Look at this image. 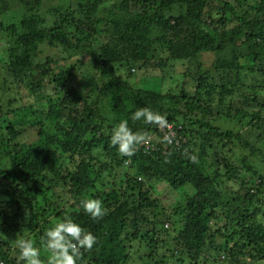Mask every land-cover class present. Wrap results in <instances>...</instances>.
Returning <instances> with one entry per match:
<instances>
[{
  "label": "trees",
  "instance_id": "1",
  "mask_svg": "<svg viewBox=\"0 0 264 264\" xmlns=\"http://www.w3.org/2000/svg\"><path fill=\"white\" fill-rule=\"evenodd\" d=\"M18 1L22 17L17 25L5 28L2 18L11 11V3L0 0V33L12 40L7 70L16 81L31 80H26L31 96L43 94L40 84L33 81L35 74L49 76L55 90L62 88L63 92L48 97L45 117L34 119L32 126L38 128L35 147L30 142L17 143L21 131L15 125L9 123L3 129L7 139L1 157L7 158L10 167L0 169V200L8 195L11 200L0 201V264H18L12 253L17 254L14 241L21 231L26 232V238H35L38 245L44 233V226H36L38 214L53 215L56 220L71 216L97 237L91 251L82 250L78 264H133L131 251L144 243L148 259L156 250L165 254L167 259H156L155 264L174 260L197 264L203 256L214 257L211 252L233 260L238 256L228 247L233 240L242 244L241 249L254 247L257 253H264V223L258 221L264 217V157L259 161L256 156L254 169L243 167L246 173L256 175L260 185L243 187L245 174L239 176L222 151L230 144L251 151L254 146L241 133L215 126L230 117L240 122L236 125L249 120L247 125L254 126L253 122L262 120L260 113L248 110L254 106L264 109V98L260 102L253 87H239L238 82L243 72L264 76V68L254 71L245 66L264 64V0L247 8V0H236V4L224 3L207 11L219 25L230 19V29L220 35L229 45L226 48L217 33L203 27V14L212 0H121L109 5L106 0H58L48 24L41 13L43 0ZM216 2L221 0L212 3ZM99 29L110 36L113 46L92 43ZM41 48H61L74 57L90 56L94 69V76L88 77L91 84H81L74 91L64 88L66 81L74 82L73 75L49 69V59L38 64ZM152 53H166L170 62H189L195 56L213 54L229 70L210 82L199 75L192 94L135 88L118 75L117 68L125 64L154 66ZM81 77L86 81V75L81 73ZM229 85L233 87L229 89ZM245 91L250 94L245 95ZM226 101L231 106H224ZM215 103L219 106L214 111ZM142 107L166 115L168 123L180 127L178 134L186 139L181 149L164 143L157 127L130 119L131 113ZM24 111L11 112L21 125L26 124ZM124 120L134 132H144L150 139V147L146 150L137 145L132 157H121L110 143V131ZM64 159H71L73 166L63 167ZM126 164V178L136 176L134 180L143 183H128L125 190L108 189L102 182L104 174ZM157 181L174 191L190 186L195 193L169 211L151 194V183ZM236 181L243 182L239 186L244 191L226 193L224 183ZM3 185L10 193H2ZM56 192L67 194L73 203L65 208L52 203L51 195ZM86 197L102 200L107 215L92 220L84 214L80 201ZM222 218L223 229L214 230L212 223L217 227ZM215 234L224 238L221 244L214 243Z\"/></svg>",
  "mask_w": 264,
  "mask_h": 264
},
{
  "label": "rangeland",
  "instance_id": "2",
  "mask_svg": "<svg viewBox=\"0 0 264 264\" xmlns=\"http://www.w3.org/2000/svg\"><path fill=\"white\" fill-rule=\"evenodd\" d=\"M31 1V0H29ZM62 1V0H60ZM58 0H43V5L41 7V13L43 17H47V24L50 22L48 20V16L54 11V9L57 8V5L59 4ZM121 0H106L107 4H117ZM215 0L209 1L208 6L205 8V14H203L202 21H204L203 27L206 29H210L211 31H214L219 35L221 46L222 47H228L229 45L222 41V37L220 35H223L226 30L230 29V19L225 22V25H219L217 23H214V21L209 17V13L207 11H211L212 8H215L217 6L223 7L224 3H230V4H236V0H221L219 3H212ZM257 0H247L245 6H255ZM11 3V11L2 18L3 26L5 28H9L11 26L17 25L18 21L22 17V6L21 2L18 0H10ZM65 6V5H64ZM71 11V9H69ZM56 13V12H55ZM229 17H227L228 19ZM226 19V20H227ZM225 21V20H224ZM80 28V26H79ZM229 28V29H228ZM84 33L89 34V29L83 27ZM92 43L96 46L105 45L108 44L110 46L114 45V42L110 39L109 35H106L103 30L99 29L98 34L96 37H92ZM12 47V40L11 37L5 33H0V157H1V147H3L5 140L7 139L5 135V131L3 130L6 126H8L9 123L13 124V126L21 131V135L17 139V143H31L34 145V147L38 144L37 139V127H33L34 119H42L41 117H45L46 113V100L48 97H54L56 91L58 93L63 92L62 88L55 90V85L52 82V80L49 78V76H43L41 74H35L33 81L38 82L40 84V89L43 91V94L31 96L30 93V85L27 84L26 80L31 82V80L26 79L22 82L16 81L13 79V77L10 75V73L7 70L6 61H7V53L8 50ZM238 49L239 43L237 44ZM153 58L151 60V63H154V66H147L143 68L140 63L138 64H125L124 66L117 68L118 75L124 80L129 82L130 85L134 86L135 88H145L146 90L150 91H157L160 93H171V94H178L183 91H188L191 94L194 91V88L197 83V79L199 78V75L201 78H203V81L208 80V82L211 81L212 77L219 78L221 74H226V71L229 70L226 66H221L220 63L215 60L213 54H201L199 56H195L191 58L189 62L181 61V62H170L168 61V55L166 53L161 54H154L152 53ZM49 59L50 63L47 64L49 69H53V71L60 70L62 72H69V74L72 76L74 82L72 81L71 84L70 81H66V86L64 88L70 87V89L73 91L75 89H79L80 85H90L91 82H88V77L94 76V69L93 66H91L92 58L90 56L85 57H74L70 54L63 51L61 48H55V49H47V48H41V53L39 55V63L38 64H45V60ZM159 59H162L159 61ZM162 63V65L160 64ZM240 62V60H239ZM249 62V61H246ZM225 64V63H223ZM151 65V64H149ZM161 66L157 67L156 66ZM247 68H253L254 71L261 70L264 68V64L262 65H255L252 67V64L246 63L245 65ZM156 68V69H155ZM215 70H218V72L215 74ZM263 71V70H262ZM81 73L86 75V81L81 77ZM264 73V72H263ZM94 78H92L90 81H92ZM244 84H243V83ZM240 85L243 86H251L254 88V91L257 94L259 98H264V76L260 74L254 73V75L246 74L243 72L242 74V81L238 82ZM238 86V85H236ZM233 86L229 85L228 88L231 89ZM239 89V88H238ZM240 89L239 91H241ZM168 91V92H167ZM245 95H249L250 93L248 91H245ZM57 95V94H56ZM262 102V98L259 100ZM222 105V104H221ZM219 103L213 104V110L215 111L216 108H218ZM224 106H231L230 102L226 101L224 103ZM19 109H24V115L26 124L21 125L17 122L14 115L11 114L13 111H17ZM253 111L254 113H260L259 117L262 120L253 122L254 126L247 125L250 121H243L241 125H236V123H240L238 120L236 121L235 117H230L229 120H225L226 122H222L218 124V122L215 124V126H220L225 130H232L236 133H241L243 137L251 144L253 145L254 149L252 151L249 148H239L238 146L233 145H227L224 146L222 153L225 157H228V159H231V163L234 167H236L239 170V176L245 177L243 178L244 186L247 189H254L258 185V179L256 175L247 172L243 169V167L247 166L251 169H254V167L257 164L256 156L258 160L260 161L262 157H264V109L259 108L258 106H254L251 108V110H248L249 113ZM259 111V112H258ZM225 119V118H224ZM209 121V120H207ZM247 126V130H245V127ZM258 127V128H257ZM253 128V129H252ZM22 129L24 130V133L22 134ZM259 135L261 136L259 138ZM186 142V139L184 140V143ZM186 145V144H185ZM255 150L260 151V155H257ZM68 157V156H66ZM69 158V157H68ZM84 159L89 161V158L87 155H84ZM245 162L239 163L238 161L243 160ZM38 160H41L38 158ZM65 161V162H64ZM64 161L61 163L62 166L71 168L73 166L71 159H64ZM264 162V161H263ZM262 163V162H260ZM127 165H124L122 168H115L114 171L110 174L107 172L104 174L103 177V184L107 185L108 189H119L125 190L126 188H129L128 183L131 185H136V183H143V181L134 180L136 176H128L127 175ZM264 165V164H263ZM10 167L9 162L7 158L1 157L0 158V169L6 170ZM130 178V179H128ZM126 179H128L126 181ZM237 182V181H236ZM229 182L224 183L226 190L228 194H239V192L244 191L243 188H241L239 185H242L243 182ZM4 187V188H3ZM1 187L2 193H10L9 191H6V186L3 185ZM120 190V189H119ZM18 191V190H17ZM57 193V192H56ZM195 191L192 187L186 186L182 190L174 191L172 190L166 183L164 182H153L151 183V194L153 198L157 199L159 204L166 208L167 210H171L172 207H177L179 204L184 202V200L187 199V197L194 195ZM231 195V194H230ZM60 198H59V197ZM264 197V194H262ZM11 200L10 196H5L0 201H3L5 203L6 201ZM51 202L52 203H58L63 206L68 207L71 203H73V200L67 195L62 194L60 192L57 193V195H51ZM39 203L44 206V203H42V200H39ZM39 215V216H38ZM37 215V225L36 226H44L43 232L45 229L49 228L53 225V223L56 221L55 217L46 215L43 216L42 214ZM259 222L264 223V217L260 216L258 218ZM45 224V225H44ZM225 224V220L222 218L221 221L218 222L217 227L214 226V223H212V227L214 230L216 229H223L222 227ZM233 228V227H232ZM36 234V232H34ZM38 236V234H36ZM43 236V234L40 235V238L35 243L36 246H40V239ZM20 237H27V234L25 231H21ZM215 244H221L224 241V238L220 235L215 234ZM2 239V238H1ZM7 239V238H6ZM6 241V240H3ZM10 241L12 242L11 238ZM35 241V238H33V242ZM241 243L236 245L235 240L231 241L228 245L229 248H232L236 254L237 257H234V259H230L226 254L223 253H216L211 252L214 254V257H202L198 261L197 264H264V253H257L254 247H245L241 249ZM46 252L41 251V254L45 258H42V260L46 261L47 258V250ZM131 253L134 257L133 264H155L156 259H164L165 254L161 252V250H156V252L153 254L151 259L147 258V255L149 253V249L144 245H141L140 248L135 247ZM12 258L17 257V254L12 253ZM167 254V253H166ZM230 256V255H229ZM144 258V260H143ZM187 260L185 259V262ZM171 264H179L178 260H174Z\"/></svg>",
  "mask_w": 264,
  "mask_h": 264
},
{
  "label": "clouds",
  "instance_id": "3",
  "mask_svg": "<svg viewBox=\"0 0 264 264\" xmlns=\"http://www.w3.org/2000/svg\"><path fill=\"white\" fill-rule=\"evenodd\" d=\"M130 119L142 121L145 125H152L159 129L169 127L166 115L153 111L151 108H137L131 113ZM164 143H171L169 136L162 138ZM144 132H134L124 120L110 131V143L121 157H132L137 145L149 143ZM194 159V158H193ZM80 209L92 220L102 219L107 215V208L100 199L82 198ZM40 244L47 250L46 261L41 259V248L33 240L20 237L14 241L17 250V260L23 264H78L82 250L91 251L97 244V237L84 229L71 216H64L56 220L53 225L45 229Z\"/></svg>",
  "mask_w": 264,
  "mask_h": 264
},
{
  "label": "built area",
  "instance_id": "4",
  "mask_svg": "<svg viewBox=\"0 0 264 264\" xmlns=\"http://www.w3.org/2000/svg\"><path fill=\"white\" fill-rule=\"evenodd\" d=\"M157 130H158V133L160 134L161 140L166 135L170 137L172 142L170 144L166 143L167 145L176 147L177 149H181L182 148V145L184 144V139L181 138L179 136V134H178V131L180 130V127L176 128L175 125L169 123V127L168 128H165V129L157 128ZM148 144L149 143H141V146H142V148L147 150L148 147H150V146H148ZM183 150H185V149H183Z\"/></svg>",
  "mask_w": 264,
  "mask_h": 264
}]
</instances>
